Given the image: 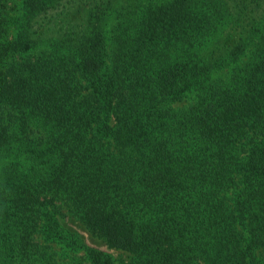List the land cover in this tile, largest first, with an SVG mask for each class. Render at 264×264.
Listing matches in <instances>:
<instances>
[{
    "label": "trees",
    "instance_id": "16d2710c",
    "mask_svg": "<svg viewBox=\"0 0 264 264\" xmlns=\"http://www.w3.org/2000/svg\"><path fill=\"white\" fill-rule=\"evenodd\" d=\"M0 264H264V0H0Z\"/></svg>",
    "mask_w": 264,
    "mask_h": 264
},
{
    "label": "rangeland",
    "instance_id": "374dc122",
    "mask_svg": "<svg viewBox=\"0 0 264 264\" xmlns=\"http://www.w3.org/2000/svg\"><path fill=\"white\" fill-rule=\"evenodd\" d=\"M63 225L68 231L76 234L86 246L103 251L104 253L110 255L116 260H119V257L122 256L123 258H125L124 254H121L120 252L115 250L108 249L106 244L102 240L92 236L78 221L66 219ZM125 260L128 261V259Z\"/></svg>",
    "mask_w": 264,
    "mask_h": 264
}]
</instances>
